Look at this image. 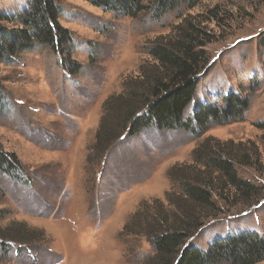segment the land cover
Masks as SVG:
<instances>
[{"label":"rangeland","instance_id":"1","mask_svg":"<svg viewBox=\"0 0 264 264\" xmlns=\"http://www.w3.org/2000/svg\"><path fill=\"white\" fill-rule=\"evenodd\" d=\"M27 1L0 0V11L22 12ZM55 2L62 9L60 24L76 43L71 59L83 69L70 73L61 64L67 54L45 47L0 63L5 105L0 145L21 161L19 178L31 181L0 174V228L24 223L44 234L31 250L19 249L21 255L13 246L0 264H153L150 238L124 228L136 214L143 222L155 206L175 213L167 196L180 195L179 177L170 172L195 173L193 153L207 141L242 144L241 150L251 152L253 161L237 169L260 195L251 197L250 206L227 192L223 200L215 198L217 214L202 221L190 245L207 250L230 234L264 236V0H203L162 17H155L146 1L137 18L105 12L86 0ZM194 17L205 21L209 62L200 76L197 104H222L221 96L235 92L251 101L242 121L213 127L201 137L150 129L123 137L99 163L88 161L104 102L122 92L126 79L139 75L140 66L150 61L152 42L172 36Z\"/></svg>","mask_w":264,"mask_h":264},{"label":"trees","instance_id":"2","mask_svg":"<svg viewBox=\"0 0 264 264\" xmlns=\"http://www.w3.org/2000/svg\"><path fill=\"white\" fill-rule=\"evenodd\" d=\"M86 1L105 12L137 18L146 11V1L153 4L155 17H162L181 7L193 9L203 0ZM61 16L62 9L55 0H28L22 12L0 11V63H12L24 52L45 47L67 54L61 63L67 71H81L83 67L71 59L76 43L73 35L60 24ZM204 22L199 17L185 19L172 36L157 39L148 46L150 61L140 66L138 76L124 81L120 94L104 102L88 161L99 163L123 137L133 138L150 129L184 130L201 137L213 127L242 121L251 101L235 92L221 96L217 101L222 104H197L200 76L209 64L203 49L206 33L201 26ZM2 23L15 27L6 28ZM2 89L0 82V115L5 106ZM243 147L233 142L215 141L214 146L204 142L193 153V164L198 167L195 173L170 172L173 177H179L180 195L174 199L170 194L167 196L175 213L171 215L166 207L155 206V213L143 222L141 215L136 214L125 226L124 231L129 235L150 238L154 248L153 264L264 262V236L257 232H240L215 239L207 250L189 243L204 227L202 221L217 214L215 198L223 200L227 192L234 200L250 206L251 197H259L257 187L238 173L239 165L253 161L251 152H244ZM18 171H23L21 161L0 145V174L16 177L25 184L31 182L26 177L19 178ZM220 183L225 185L216 187ZM3 219L0 213V223ZM43 239L41 230L24 223L0 228V262L12 252L13 246L18 256L21 248L31 250Z\"/></svg>","mask_w":264,"mask_h":264}]
</instances>
